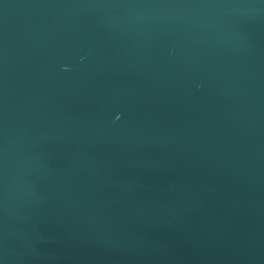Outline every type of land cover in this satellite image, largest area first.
<instances>
[{"label":"water","instance_id":"water-1","mask_svg":"<svg viewBox=\"0 0 264 264\" xmlns=\"http://www.w3.org/2000/svg\"><path fill=\"white\" fill-rule=\"evenodd\" d=\"M0 264H264V0H0Z\"/></svg>","mask_w":264,"mask_h":264}]
</instances>
